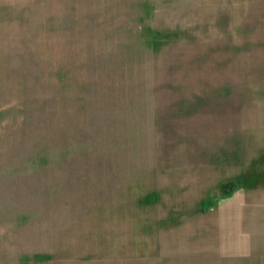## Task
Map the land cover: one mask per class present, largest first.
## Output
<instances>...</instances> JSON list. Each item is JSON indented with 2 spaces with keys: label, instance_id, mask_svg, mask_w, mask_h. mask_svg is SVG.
I'll use <instances>...</instances> for the list:
<instances>
[{
  "label": "rangeland",
  "instance_id": "1",
  "mask_svg": "<svg viewBox=\"0 0 264 264\" xmlns=\"http://www.w3.org/2000/svg\"><path fill=\"white\" fill-rule=\"evenodd\" d=\"M229 1L8 0L0 264H264V72H230Z\"/></svg>",
  "mask_w": 264,
  "mask_h": 264
},
{
  "label": "crops",
  "instance_id": "2",
  "mask_svg": "<svg viewBox=\"0 0 264 264\" xmlns=\"http://www.w3.org/2000/svg\"><path fill=\"white\" fill-rule=\"evenodd\" d=\"M237 1L239 3H237ZM228 14H229V22L231 23V27H230L231 31L228 35V38L229 40L235 42L233 46L229 47L228 52L225 53V54L228 53L227 55H229L230 58V72H245V73L264 72V31H263L264 30V0H235V2L229 1ZM237 18H239V20ZM236 20H238L237 24L235 23ZM19 32L20 30L17 29L16 33ZM16 39L17 40L21 39L19 34H17ZM7 60H8V0H0V89L8 88V86H11V84L8 85V82L11 81L8 80ZM231 105L233 106L232 103ZM259 105L262 108L261 112L257 116H253V118L254 120H259L263 122L264 125V100H260ZM234 108L235 107L233 106V109ZM262 136H264V133L262 134ZM254 162L255 161L251 162L252 166L254 165ZM248 169L246 168L242 172H245ZM238 176H236L235 179L232 181L236 182ZM261 185L262 187L264 186L263 184ZM251 195H252L251 198L250 195H248L246 196V199L247 198L253 199V202L258 204L259 208H261V210H257L258 214H262V216H264V192H261V194H256L251 192ZM201 200L202 203H200L197 211H199L204 215L206 213L207 214L212 213L211 210H213L216 207L211 208L212 205H208L207 206L208 208H206L205 206H203V202L205 201V198H201ZM149 201H151V199ZM132 205L134 206L135 204ZM197 211L192 212V214H190L189 216L184 215V213L178 212V215L176 216L184 217L185 219H183L182 222L179 221L175 223L174 226H172L171 224L169 225L167 222H162L161 225L162 232L159 236V239L162 241L164 240V242L167 241L168 238H170L169 235L172 236L174 230L179 228V226H182L187 221L192 220L189 218H192L193 215L195 214L197 215ZM135 217L136 216L128 217V221L134 223L136 220ZM171 218H175V216H171ZM171 221H173L172 223H174L175 219ZM179 234H181V232ZM156 238L158 237L155 236V239ZM138 247L137 245L134 246V244H132V246L130 247L128 246V249L132 248L137 250ZM154 247L156 246L154 245ZM117 248H122V245H118ZM136 250L134 251V253H136ZM128 255H130L129 251H128Z\"/></svg>",
  "mask_w": 264,
  "mask_h": 264
}]
</instances>
